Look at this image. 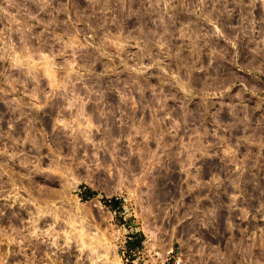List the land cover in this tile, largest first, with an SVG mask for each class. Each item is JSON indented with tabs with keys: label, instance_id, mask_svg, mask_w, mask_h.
Returning a JSON list of instances; mask_svg holds the SVG:
<instances>
[{
	"label": "rangeland",
	"instance_id": "374dc122",
	"mask_svg": "<svg viewBox=\"0 0 264 264\" xmlns=\"http://www.w3.org/2000/svg\"><path fill=\"white\" fill-rule=\"evenodd\" d=\"M138 246L264 264V0H0V264Z\"/></svg>",
	"mask_w": 264,
	"mask_h": 264
},
{
	"label": "built area",
	"instance_id": "2783aa9c",
	"mask_svg": "<svg viewBox=\"0 0 264 264\" xmlns=\"http://www.w3.org/2000/svg\"><path fill=\"white\" fill-rule=\"evenodd\" d=\"M142 244L144 245V243H142ZM131 251H132V250H131ZM133 252H134L135 254H136V253H137V254H143V256H144V255H146V256L149 255L150 258H151V261H150L151 264H154V263H153L154 260H157L156 264H159V260L161 259V258H160V253H159V252L154 251V252L149 253V251L146 250L144 246H138V247H135L134 250H133ZM169 261H170V260H169L168 258H166V260L163 262V264H169ZM172 264H183V261L181 260L180 257H174Z\"/></svg>",
	"mask_w": 264,
	"mask_h": 264
}]
</instances>
